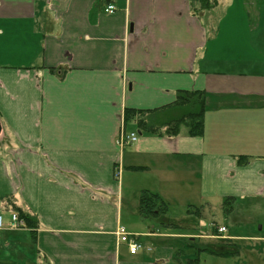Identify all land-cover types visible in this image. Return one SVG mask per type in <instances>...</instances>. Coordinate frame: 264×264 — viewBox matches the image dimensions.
<instances>
[{"label": "crops", "instance_id": "1", "mask_svg": "<svg viewBox=\"0 0 264 264\" xmlns=\"http://www.w3.org/2000/svg\"><path fill=\"white\" fill-rule=\"evenodd\" d=\"M178 90L205 94L201 134L131 122L117 144L125 108ZM0 122V214L12 201L37 218L0 234V264H183L192 226L171 207L264 200V0H0ZM142 189L169 213L142 217ZM118 225L150 250L131 255Z\"/></svg>", "mask_w": 264, "mask_h": 264}, {"label": "trees", "instance_id": "2", "mask_svg": "<svg viewBox=\"0 0 264 264\" xmlns=\"http://www.w3.org/2000/svg\"><path fill=\"white\" fill-rule=\"evenodd\" d=\"M217 0H189L193 12H202L213 8ZM205 94L198 90H178L175 100L165 106L137 110L125 108L123 112V124L134 122L139 131L151 134L173 136L177 135L181 127H185L188 135H199L203 130V112L205 110ZM231 202L224 199L222 208L225 212H231ZM12 211L24 221V227H37V218L30 215L10 202ZM226 205H229L226 208ZM204 205L187 206V213L203 217ZM138 213L144 218H155L169 213L167 202L156 192L142 189L137 199ZM199 252H207L215 256L230 257L239 254L237 246L226 241H207L198 246ZM186 264H198V259H188Z\"/></svg>", "mask_w": 264, "mask_h": 264}, {"label": "rangeland", "instance_id": "3", "mask_svg": "<svg viewBox=\"0 0 264 264\" xmlns=\"http://www.w3.org/2000/svg\"><path fill=\"white\" fill-rule=\"evenodd\" d=\"M123 195L126 198V206L123 208L126 209L128 208L127 206L132 204L130 191L126 190V188L123 189ZM212 202H214L213 205L216 206V210L207 212L203 218H197L193 214H187L185 211L187 205L183 207L173 206L171 207V211H173L174 215L168 221L186 225L184 229H181L184 234L190 231L187 226H192V231L196 235L206 234L210 231V220L211 216L214 215L216 221L227 223L230 231V239L228 241L237 246L239 254L230 257H221L207 252H199L198 246L200 243L206 241L205 237H194L193 240H189V237H187L185 240L186 244L182 243V246L179 245V249L177 250V254L182 255L183 264L189 263L187 262L188 259L195 258L198 259V264H264V200L254 199L253 201L246 202L237 199L231 204L234 207V211L226 219L223 216V209L219 207L222 201L216 199ZM215 206H213L214 209ZM228 206L226 205V208ZM8 216L9 212L7 211L5 218H8ZM15 231L16 228L11 229L5 227L0 230V234L1 236L12 237ZM258 237L262 239H258ZM9 248H11L7 249L9 254L14 255L15 249L13 247ZM180 249H182L183 254Z\"/></svg>", "mask_w": 264, "mask_h": 264}, {"label": "built area", "instance_id": "4", "mask_svg": "<svg viewBox=\"0 0 264 264\" xmlns=\"http://www.w3.org/2000/svg\"><path fill=\"white\" fill-rule=\"evenodd\" d=\"M114 10L113 5H107L105 8L106 12H112ZM137 138V135L135 132H126L124 128H121V131L117 137V144L121 147H124L126 145H129L133 141H135ZM24 226V221L20 219L15 212H12L10 215V219L8 222H5L2 215H0V230L8 227L11 229L20 228ZM218 233H225L226 227L219 226L217 227ZM115 236H116V243L117 244H125L128 252L132 255L136 254L140 249H143V244L138 240V237L136 234L129 233L125 230L124 226L119 225L115 230ZM147 250H150L149 247H145Z\"/></svg>", "mask_w": 264, "mask_h": 264}, {"label": "water", "instance_id": "5", "mask_svg": "<svg viewBox=\"0 0 264 264\" xmlns=\"http://www.w3.org/2000/svg\"><path fill=\"white\" fill-rule=\"evenodd\" d=\"M0 131H1V122H0ZM139 133H140V131H139Z\"/></svg>", "mask_w": 264, "mask_h": 264}]
</instances>
